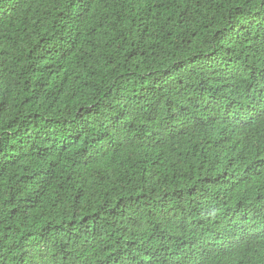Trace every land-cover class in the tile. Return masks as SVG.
<instances>
[{
  "label": "trees",
  "instance_id": "obj_1",
  "mask_svg": "<svg viewBox=\"0 0 264 264\" xmlns=\"http://www.w3.org/2000/svg\"><path fill=\"white\" fill-rule=\"evenodd\" d=\"M0 264H264V0H0Z\"/></svg>",
  "mask_w": 264,
  "mask_h": 264
}]
</instances>
